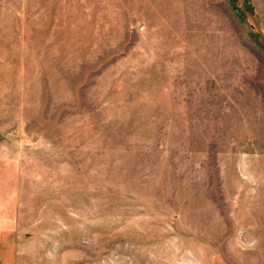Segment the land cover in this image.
<instances>
[{"label": "rangeland", "instance_id": "1", "mask_svg": "<svg viewBox=\"0 0 264 264\" xmlns=\"http://www.w3.org/2000/svg\"><path fill=\"white\" fill-rule=\"evenodd\" d=\"M0 264H264V0H0Z\"/></svg>", "mask_w": 264, "mask_h": 264}]
</instances>
